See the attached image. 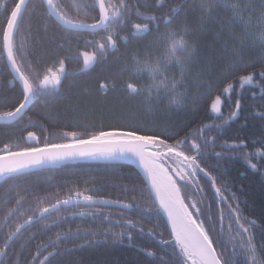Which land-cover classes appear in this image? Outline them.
<instances>
[{
  "label": "snow or ice",
  "instance_id": "obj_1",
  "mask_svg": "<svg viewBox=\"0 0 264 264\" xmlns=\"http://www.w3.org/2000/svg\"><path fill=\"white\" fill-rule=\"evenodd\" d=\"M212 21L221 26L219 49L200 57L197 42ZM116 53L101 92L119 83L149 114L161 103L166 113L187 114L210 99L212 122L161 127L128 117L99 127L53 123L49 131L33 105L61 94L73 61L83 71ZM246 85L259 90L251 92L259 104L244 109ZM242 110V127L249 118L264 122V0H0V264H62L63 255L109 240L148 258L144 264H264L256 221L234 183L222 181L223 163L237 157L264 176V135L218 143ZM76 161L130 165L128 182L111 186L114 199L95 180L40 189L41 173ZM76 220L108 227H65Z\"/></svg>",
  "mask_w": 264,
  "mask_h": 264
},
{
  "label": "trees",
  "instance_id": "obj_2",
  "mask_svg": "<svg viewBox=\"0 0 264 264\" xmlns=\"http://www.w3.org/2000/svg\"><path fill=\"white\" fill-rule=\"evenodd\" d=\"M66 3H74L75 0H65ZM135 2V0H131ZM196 14L189 15L188 20L190 23L194 22ZM221 30V26L218 22H209L205 31L200 35L197 47L200 57L211 58L215 55L219 49V44L216 42L215 34ZM90 38V37H89ZM134 42H130V45ZM124 46L121 45V51ZM120 56V53H116L108 57L107 62L91 67L88 70L81 71V63L73 61L69 64V72L74 75L65 80L61 94L48 98L41 99L38 103L33 105L32 112H38L45 118V123L49 126V131H52L51 125L57 123L59 125L71 124L73 121H81L82 123L90 122L94 123L97 127L101 124H121L125 123L128 117H133L147 123L153 120L159 121L161 127L168 125H178L186 122H191V126L198 127L201 123H211L214 119V114L209 115L208 106L211 100L202 102L195 109L189 105L185 112L166 113L164 109V103H161L160 109L155 110L152 114H149L147 108L138 107V98L130 100L126 94L119 88V83L115 90L110 86L106 92L99 90V84L108 79L111 80L112 75L115 72L113 67V61ZM119 79V78H118ZM69 84L77 85L69 89ZM239 88V85H237ZM252 91H259L253 89L251 86L246 85L242 90L243 94V108L247 109L254 104H259V100L253 101L251 98ZM72 96V108H67L68 96ZM232 106L236 99L235 94L232 95ZM258 110V109H257ZM225 117L229 115V105L225 104L222 109ZM32 113H28L29 115ZM249 113L243 111L240 114V118L235 121H229V127L226 129L225 135L220 136L218 143L227 139L228 137H235L237 135L245 138L251 143L252 140L257 139L261 135H264L261 131V122L259 119H248L247 124L250 127H242L245 124V117H248ZM37 120L40 116L35 117ZM2 123V122H0ZM219 123V121H217ZM28 130L39 132L38 128H29ZM5 129L0 128V132ZM215 135V133H213ZM258 147V145H257ZM219 149H217L218 151ZM252 151V148L248 149ZM254 162L259 163L260 159L257 157ZM209 163H215L214 160ZM225 176L223 180H231L234 183V190L239 194L242 201L241 207L245 209V215L256 221V227L254 228L255 243L259 246L264 244V176L261 173L254 172L247 167L242 157H237L231 161L225 162L222 165ZM131 166L123 165L113 170L105 168L103 164L98 162H68L60 170H48L41 173L37 180L41 190L48 185L58 184L63 191H67L68 187H76V182L79 181V187H91V184H85L86 180H95L98 184H105V192H112V198L114 199L116 194L112 189L113 184H122L128 182V176ZM245 173L244 177L239 174ZM65 181L67 185L65 186ZM55 191L56 188H52ZM68 211H79L78 209H69ZM113 214L118 213V209H106ZM77 225L81 227H100L101 230L105 225H94L89 221L76 220L71 224H66L65 227H72L75 229ZM119 231V229H117ZM70 247V246H69ZM158 256H166V254L156 249ZM62 264H144L148 259L141 254H138L136 250L113 244L111 240L107 243H99L93 246L85 247L73 251L71 253L63 255L61 258Z\"/></svg>",
  "mask_w": 264,
  "mask_h": 264
},
{
  "label": "rangeland",
  "instance_id": "obj_3",
  "mask_svg": "<svg viewBox=\"0 0 264 264\" xmlns=\"http://www.w3.org/2000/svg\"><path fill=\"white\" fill-rule=\"evenodd\" d=\"M237 30H238V29H237ZM248 55H249L250 57H255V56H258V55H259V52L250 49ZM192 91H195V90L193 89Z\"/></svg>",
  "mask_w": 264,
  "mask_h": 264
},
{
  "label": "water",
  "instance_id": "obj_4",
  "mask_svg": "<svg viewBox=\"0 0 264 264\" xmlns=\"http://www.w3.org/2000/svg\"><path fill=\"white\" fill-rule=\"evenodd\" d=\"M91 68V67H90ZM90 68H88V69H90ZM82 69V66H81V68H80V70ZM88 69H86V70H88ZM83 71H85V70H83Z\"/></svg>",
  "mask_w": 264,
  "mask_h": 264
}]
</instances>
